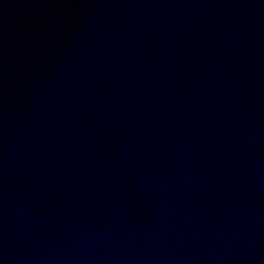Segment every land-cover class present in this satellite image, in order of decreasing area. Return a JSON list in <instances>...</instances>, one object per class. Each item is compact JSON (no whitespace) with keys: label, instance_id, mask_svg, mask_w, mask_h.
Masks as SVG:
<instances>
[{"label":"water","instance_id":"water-1","mask_svg":"<svg viewBox=\"0 0 264 264\" xmlns=\"http://www.w3.org/2000/svg\"><path fill=\"white\" fill-rule=\"evenodd\" d=\"M0 264H264V0H0Z\"/></svg>","mask_w":264,"mask_h":264}]
</instances>
